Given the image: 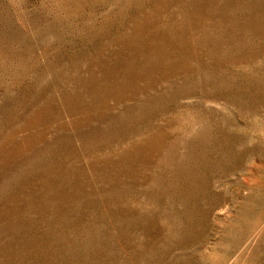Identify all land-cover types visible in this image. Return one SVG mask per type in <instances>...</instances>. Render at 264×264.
I'll list each match as a JSON object with an SVG mask.
<instances>
[{
  "label": "rangeland",
  "instance_id": "rangeland-1",
  "mask_svg": "<svg viewBox=\"0 0 264 264\" xmlns=\"http://www.w3.org/2000/svg\"><path fill=\"white\" fill-rule=\"evenodd\" d=\"M0 264H264V0H0Z\"/></svg>",
  "mask_w": 264,
  "mask_h": 264
}]
</instances>
